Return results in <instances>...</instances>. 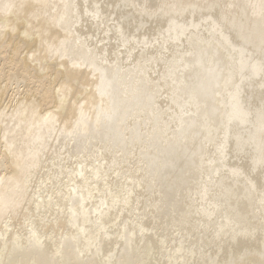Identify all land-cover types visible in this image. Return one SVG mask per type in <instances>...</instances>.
<instances>
[{"label":"bare ground","instance_id":"1","mask_svg":"<svg viewBox=\"0 0 264 264\" xmlns=\"http://www.w3.org/2000/svg\"><path fill=\"white\" fill-rule=\"evenodd\" d=\"M0 264H264V0H0Z\"/></svg>","mask_w":264,"mask_h":264}]
</instances>
